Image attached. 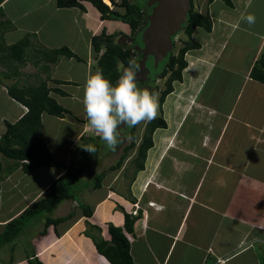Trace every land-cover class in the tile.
I'll return each instance as SVG.
<instances>
[{
	"label": "crops",
	"instance_id": "crops-1",
	"mask_svg": "<svg viewBox=\"0 0 264 264\" xmlns=\"http://www.w3.org/2000/svg\"><path fill=\"white\" fill-rule=\"evenodd\" d=\"M102 1L110 9V1L120 2ZM230 1L231 7L220 0H194L198 12L209 14L212 27L210 32L197 28L192 34L200 48L185 54L187 66L182 78L173 83L172 92L162 104L166 128L154 132L143 170L135 172L131 164L134 148L119 169L106 174L100 188L93 190L92 184L88 188L84 184L75 198L58 204L53 211L62 212L54 216L52 211L51 217H69L43 235L39 230L29 253L15 244L11 264H27L28 256L44 264H111L98 252L96 243L109 241V226L123 228L125 213L137 217L132 234L123 231L134 264H260L259 253L264 251V82L251 79L250 71L264 53V0ZM141 2L148 9L147 1ZM82 4L81 8L61 9L56 0H3L1 4L4 15L0 22L4 27L8 23L6 29L0 26L3 45L11 46L24 37L31 45L22 65L0 62V75L9 76L0 79V137L7 123H16L27 112L9 96L7 86H33L46 81L51 97L69 113L63 118L42 114L38 134L55 160L66 167H42L31 174L20 168L10 171L0 184V226L43 198L50 184L65 171L78 169L72 160L74 147L81 155L90 138L100 139L93 131L88 132L82 103L85 80L89 73H95L96 66L91 38L106 30L107 34L126 36L125 44L132 39L137 44L138 34L129 39L128 24L113 20L127 28L114 32L110 25L105 27L110 20H102L90 3ZM116 9L124 12L121 7ZM247 14L256 17L251 27L241 20ZM68 16L81 35L70 33L59 44L53 36L58 29L63 30L62 22ZM41 33L36 42L34 36ZM180 34L183 42L187 41L186 35ZM233 38L238 47L230 50ZM61 47L68 48L79 60L60 57L52 64L32 59L34 49ZM225 52L234 54L235 59L232 65L221 67L218 61ZM233 120L243 131V142H235V137L224 142ZM186 123L189 128L184 131ZM62 126L76 133L66 148L65 161L57 159V149L51 146L53 138L50 140ZM119 146L109 151L120 149L115 161L122 153L123 146ZM2 162L4 166L13 164L5 158ZM35 174L44 184L28 193L19 192L26 191L21 188L24 176L30 179ZM82 176L80 173L78 178ZM2 201L7 203L5 209ZM83 206L90 209L89 217ZM135 210L137 213L132 214ZM9 259L7 250L0 264Z\"/></svg>",
	"mask_w": 264,
	"mask_h": 264
},
{
	"label": "trees",
	"instance_id": "trees-1",
	"mask_svg": "<svg viewBox=\"0 0 264 264\" xmlns=\"http://www.w3.org/2000/svg\"><path fill=\"white\" fill-rule=\"evenodd\" d=\"M142 0H120L119 3L110 1L112 9L109 8L102 0H56L58 8H81L82 3H90L100 14L102 20H120L128 24L131 36L139 34L143 27L147 24V9L142 6ZM211 3L215 0H207ZM227 6L231 7L230 0H220ZM0 0V17L4 15ZM124 9L120 13L116 8ZM6 24V23H5ZM0 26L4 27V23L0 22ZM212 22L208 13L202 14L194 8V0L191 2V9L187 16L186 23L182 27L181 32L186 35L187 41L183 42L182 47H178L175 53H170L163 62L160 63L158 69L155 71L153 78L165 79V88L160 90L158 86L148 83L145 79L138 84L141 89H147L154 93L158 98L159 108L168 94L173 90V83L180 81L182 72L187 66L185 54L190 50L199 49L200 46L192 39V34L195 29L203 28L210 32ZM119 34H107L104 30L91 38V47L96 56L95 72L102 70L106 79L113 84L118 80L122 74V68L128 67L130 61H135L138 66L140 55L135 47V39L130 43H118L115 39ZM2 41V34H0V62L2 64H12L8 61L14 58L19 65L25 61L28 48L31 43L28 37H24L11 46H4ZM35 54L32 56L36 63H55L60 57L77 58L76 55L66 47H61L55 50H46L42 48L34 49ZM32 52V53H33ZM10 57H8V56ZM10 59V60H9ZM2 77L9 78L7 74H2ZM250 78L259 82H264V53L253 64L250 71ZM8 94L16 102L22 104L27 108V112L14 124H6V130L0 137V184L1 181L13 169L20 168L25 174H31L35 170L42 167H60L65 168L60 162L55 160L53 154L46 147L45 143L38 136L41 127L42 114L63 118L66 113H69L65 108L60 106L50 95L52 92L46 84V81L40 82L33 86L19 87L16 84L7 86ZM139 124L131 127L128 133L130 142L124 145L119 159L114 165L106 170L95 175L94 183L91 185L93 190L100 188L101 182L108 172L119 169L132 149H136L134 159L131 161L135 172L142 171L146 160L147 152L153 147V134L157 129L166 128V122L160 114L158 117L150 122H145L144 130L137 143V128L141 127ZM89 140H92L90 138ZM88 140V141H89ZM87 141V140H86ZM2 158L13 161L12 165L4 166ZM80 169H69L65 173L54 180L48 189L45 196L30 206L25 208L17 217L11 219L4 225L0 226V248L9 246L10 259L6 264H11L13 260L14 245L17 244L20 235L24 228L35 221L36 218L44 216L43 229L39 235L46 233L49 227H56L69 217L52 218L49 216L54 208L63 200L73 197L72 185L76 183L80 175ZM1 188V186H0ZM79 190V188H78ZM78 190L75 192L77 194ZM83 212L87 217L91 215L90 209L83 206ZM71 216V215H70ZM136 216L132 217L127 213L124 214L123 228L109 226L108 234L109 241H100L96 243V248L111 264H134L130 256V245L123 234L127 232L132 234ZM26 250V249H25ZM29 253V250H26ZM27 264H44L35 256H28ZM260 264H264V251L259 255Z\"/></svg>",
	"mask_w": 264,
	"mask_h": 264
},
{
	"label": "rangeland",
	"instance_id": "rangeland-1",
	"mask_svg": "<svg viewBox=\"0 0 264 264\" xmlns=\"http://www.w3.org/2000/svg\"><path fill=\"white\" fill-rule=\"evenodd\" d=\"M142 6H144L143 3H142ZM112 22H113V20H110L109 22H106L105 27L110 25L111 27L115 28L114 32H118V31L124 32L126 26L123 23H121L120 21L119 22H114V23H112ZM7 24L8 23L5 24L4 29L8 28ZM62 24H63V30L61 28L58 29L57 32L55 33V35L53 36V37H55V39L59 40V44H61V42L64 43L65 41H63V40H66L67 36L70 33H74V34H76L78 36L81 35L80 34L81 30L78 29V26L71 21V18L69 16L62 22ZM45 31H46V29H45ZM108 31H111V30L109 29ZM126 31H127V28H126ZM59 33H61V34H59ZM44 34H46V33H44ZM42 35L43 34L41 33V35H39V36L38 35L34 36L36 42L39 39H41ZM175 37L176 38H175L174 45L172 46L171 53H173V52L175 53V51H176V49L178 47L180 48V47L183 46V39H184L183 35L180 34V33H177V35ZM115 40L118 43L124 44L125 41L126 42L128 41V38L126 36L120 35ZM234 40L235 39L233 38L232 41H234ZM236 42H237V40H235L232 43V46H231L230 50H232L233 47H235V48L238 47V44ZM77 46L78 45H76L75 48ZM79 48H81V47H79ZM233 55L234 54H230L229 52L228 53L225 52L219 58L218 65L221 66V67L225 66L226 64H229V63L232 65L233 62H234V59H235L233 57ZM165 59H167V57L164 58V60ZM8 62L14 64L15 66L18 64L17 61L14 58H12V60H10ZM6 65H8V64L6 63ZM146 66L148 67V70H144V69L138 70V74H137L138 84L141 81H143V79H145L147 81V78L150 77V75L152 73H155V71L158 69V66H160V63L158 64V66L156 68H153L152 65L150 66V68H149V65H146ZM0 68H2V67H0ZM0 72H1V69H0ZM0 79L3 80L4 77H2V75H0ZM164 81H165V79L156 80L155 81V85L158 86V88L160 90L161 89L163 90L165 88ZM227 93L228 92H226L225 94H227ZM222 94H224V92ZM208 101L211 102L210 100H208ZM60 102H61V104H64L62 100H60ZM67 102L70 103L71 101L67 100ZM243 105H244V103H243ZM161 108H162V106H161ZM157 109L158 110H157L156 117H158L160 114L162 115V110L159 108V103H158V108ZM78 115H79V113H77V116ZM235 116L237 117V114H235ZM141 124H143V122H141ZM139 126H140V124H139ZM188 128H189V123H186V126H184V131H187ZM118 129H119L120 138L122 139L121 143H120V146L127 145L130 142V138H128V133L130 131V128L124 126L123 124H121V125L118 126ZM227 129L228 130H227V134L225 135L226 138L224 139V142H227L229 140V138H231V137L232 138L235 137L237 139V141H235V142H238V141L239 142H243V140L241 139L243 131L240 130L237 127V125L235 123V120L231 121V123L228 124ZM73 130H72L71 127H68L67 129H65V127L62 126L61 129H59L56 132V134L54 133L53 136H50V140H51V138H53V144L51 145L52 148L54 149V147H55L57 150L59 148L58 151L54 149L55 150V154L57 156V159H59V161H65L66 158H67V155H66L67 154V149L66 148H67V146L69 144V141L72 140L74 138L75 134H76L75 131H73ZM139 130H140V127L137 128V135L140 134ZM90 131H93V130L89 129L88 132H90ZM67 132L69 133V135L67 134ZM182 133H183V131H182ZM229 141H231V140H229ZM85 146H86L85 148L94 147L96 149V151L94 153H90V152L84 150V152H82V154L80 155L79 153H76V151L78 150V147H74V149L72 150V156L74 157L72 160H74V163H75L76 167L78 169H80L81 173L83 174V176L78 178L76 180V183H74L72 185L71 191L73 192L72 196L74 198L76 197L75 192L78 190V188L84 186V184L87 185V188H88L91 184H93L95 175L99 174V172L101 170L106 169L109 164H111V163L114 164L116 162L115 161L116 160V156L120 152V149H118L119 151L110 153L109 151L112 152V150H109L101 139L97 140L95 138H92V140L87 141ZM234 146L235 145H232L230 147H234ZM229 150L231 151L232 148H230ZM55 171H58V170L56 169ZM24 177H25V180L21 181V188L25 189L26 191H19L21 193L31 192V191L35 190L36 188H38L39 186H41L42 184H44V183H42L40 181V179H38L39 178L38 174H35L32 177L29 176L30 179L27 178V176H24ZM8 205H10L9 202H8ZM64 205H65V203L62 204L59 207H63ZM1 206H2L3 209H5V207L7 206V203L5 201H2ZM61 212L62 211H56L55 210V211H53V215L54 216L55 215L59 216ZM45 216L46 215L44 214V216H40L39 218H36L35 221H32L30 224H28L24 228V230L22 231V234L20 235L19 240L17 241L18 244H20V249L21 250H25V249L26 250H30V249H32L30 247H31V244H33L34 240L36 239L37 232L39 230L41 231L43 229V221H44V217ZM49 216H51V215H49ZM8 248H9V246H6V245L4 247L0 248V259H2L5 256V253L7 252ZM259 254H261V252Z\"/></svg>",
	"mask_w": 264,
	"mask_h": 264
},
{
	"label": "clouds",
	"instance_id": "clouds-1",
	"mask_svg": "<svg viewBox=\"0 0 264 264\" xmlns=\"http://www.w3.org/2000/svg\"><path fill=\"white\" fill-rule=\"evenodd\" d=\"M241 20L251 27L256 17L247 14ZM137 74L138 66L135 61H130L128 67L122 68L115 84L105 78L102 70L89 73L85 80L82 103L88 127L109 150L115 151L121 143L119 125L131 128L156 118L158 98L147 89L138 87ZM85 150L90 153L96 151L94 147Z\"/></svg>",
	"mask_w": 264,
	"mask_h": 264
},
{
	"label": "water",
	"instance_id": "water-1",
	"mask_svg": "<svg viewBox=\"0 0 264 264\" xmlns=\"http://www.w3.org/2000/svg\"><path fill=\"white\" fill-rule=\"evenodd\" d=\"M147 24L138 34L135 49L141 56L138 70L156 68L172 51L173 39L186 23L192 0H146ZM137 79V78H136Z\"/></svg>",
	"mask_w": 264,
	"mask_h": 264
},
{
	"label": "flooded vegetation",
	"instance_id": "flooded-vegetation-1",
	"mask_svg": "<svg viewBox=\"0 0 264 264\" xmlns=\"http://www.w3.org/2000/svg\"><path fill=\"white\" fill-rule=\"evenodd\" d=\"M148 12H150L149 9H147V12H146V13L149 14ZM130 38H132V36L129 37V39H130ZM134 42H135V41H134ZM137 42H138V40H137ZM135 43H136V42H135ZM140 58H141V56H140ZM154 75H155V73H152V74L150 75V77L147 78L148 83L151 82L152 85H153V84L155 85V81H156V80H160V79H157V78H153ZM121 140H122V139H121Z\"/></svg>",
	"mask_w": 264,
	"mask_h": 264
},
{
	"label": "built area",
	"instance_id": "built-area-1",
	"mask_svg": "<svg viewBox=\"0 0 264 264\" xmlns=\"http://www.w3.org/2000/svg\"><path fill=\"white\" fill-rule=\"evenodd\" d=\"M144 28V27H143ZM132 214H136V211H133V213Z\"/></svg>",
	"mask_w": 264,
	"mask_h": 264
}]
</instances>
